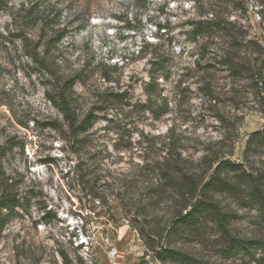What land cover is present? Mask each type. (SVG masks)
I'll list each match as a JSON object with an SVG mask.
<instances>
[{
    "label": "rangeland",
    "instance_id": "1",
    "mask_svg": "<svg viewBox=\"0 0 264 264\" xmlns=\"http://www.w3.org/2000/svg\"><path fill=\"white\" fill-rule=\"evenodd\" d=\"M206 1L195 0L189 16L183 4L191 0H19V7L0 0V174L8 179L0 175V194L19 202L2 210L0 264H188L165 248L195 264H264L260 249L228 248L229 238L264 240V73L258 82L222 63L249 56L245 47L193 42L190 22ZM239 4H229L227 19L243 40L264 45V0ZM60 92L78 119L91 112L82 142L53 103ZM169 152L195 174L181 178L197 186L182 214L197 199L211 202L224 232L200 211L199 229L183 222L169 234L177 210L171 189L145 216L134 215L136 202L110 195L130 180H138L140 196V186L157 190L156 173L137 174ZM212 176L231 191L202 189ZM132 224L145 230L148 247Z\"/></svg>",
    "mask_w": 264,
    "mask_h": 264
},
{
    "label": "trees",
    "instance_id": "2",
    "mask_svg": "<svg viewBox=\"0 0 264 264\" xmlns=\"http://www.w3.org/2000/svg\"><path fill=\"white\" fill-rule=\"evenodd\" d=\"M234 8L241 7L239 4V0H208L205 4L200 6V9L197 10V19L190 22L191 29L188 32L193 42L201 43H209L212 42V39L219 38L223 45L222 47H228L231 50L239 51L240 47H245L244 50L249 53V56H234L224 58L222 63L228 67L232 74L244 75L249 79L258 81L262 79V75L264 73V45L258 42L257 40H248L245 41L241 38V30L238 28L235 23L231 20L227 19L228 17V6ZM204 41V42H203ZM242 57V58H240ZM156 63V67H161ZM158 65V66H157ZM157 69V68H156ZM152 77V83L154 81V76ZM155 90L153 87L146 88L148 93H152ZM59 101L56 103L53 102L58 110L63 115L65 122L67 123L68 129L70 130L72 136L78 141H84V138H79L80 134H84L87 132L88 128L92 123L91 112L87 113L82 119H78L79 117L74 111H70V103L72 102V98L60 92ZM146 109L154 110L153 102L151 98L148 100V104H146ZM168 157H163V161H158L154 165H149V167H141V170L138 172L137 176L141 177L146 171L148 173L154 172L159 176V183L157 190L148 191V186H140L144 191V194L141 196L135 193V190L139 189L137 185L138 180L128 181L129 184L124 185L123 189H121L117 194L113 193L111 190L110 195L120 198L121 201H133L136 202V214L135 216H145L147 211L155 206H158L160 203L167 201V197L165 194L167 193V189H171L172 197L170 198V204H173L174 207L177 208L175 217L172 219L173 222L170 225L169 234L177 235L180 231V226L183 222H191L193 227L199 229L201 226L198 223V214L200 211L209 212L210 220L218 226V228L224 232L225 231V220L219 214L218 208H214V204L211 202H207L202 199H197L192 204L189 211L185 214H182L181 210H185L187 206L190 204L193 199L194 192L197 188L194 184L186 187L185 179L181 178L188 177L189 180L193 179L195 174H190L187 170L185 161L180 157V154H176V156L169 152ZM220 163L217 165L219 166ZM151 171V172H150ZM2 179L8 181L7 178L3 177V174H0ZM179 176V178H178ZM176 177L178 179H176ZM164 180V182H162ZM125 183V180H122V184ZM131 183V185H130ZM87 184V188H89V192L92 197L97 199L101 204L104 203V192L100 190L99 187H96L91 184ZM214 184L218 185L220 189L225 191H231V187L229 182L220 180L217 176H212L209 181L205 182L202 189H206L207 187L213 186ZM9 185V184H7ZM10 186V185H9ZM156 186V185H155ZM153 186V187H155ZM163 186V187H162ZM186 187V188H185ZM186 189L188 190L186 192ZM132 190V191H131ZM153 192V194H149ZM149 194V195H147ZM19 202L17 198L7 191H2L0 194V225L3 223L5 219V214L2 213V210H11ZM154 205V206H153ZM190 206V205H189ZM214 210L218 213L214 217ZM133 225V224H132ZM134 226V225H133ZM136 228V226H134ZM140 238L145 243L146 247H148V242L146 236L144 235L145 230L142 228H136ZM149 241V240H148ZM228 248L232 250H239L246 253H252L254 249H260L264 251V240H235L233 238H229ZM169 255L172 259L178 262H186L188 264H195L191 260V258L187 257L186 254L180 252L179 250H173L165 248L164 251Z\"/></svg>",
    "mask_w": 264,
    "mask_h": 264
},
{
    "label": "clouds",
    "instance_id": "3",
    "mask_svg": "<svg viewBox=\"0 0 264 264\" xmlns=\"http://www.w3.org/2000/svg\"><path fill=\"white\" fill-rule=\"evenodd\" d=\"M194 3H195V0H191V2L183 4V7H184V8H187V9L190 10L189 13H188L189 16H193V15L195 14V13H194V10H193ZM15 6H16V7H19V6H20V4H19V0H17ZM181 18H186V17H181ZM257 19H259V17H257ZM175 22H176V21L173 20V23H175ZM77 42H79V41H77ZM68 43H69V41H68L67 39H65V40L63 41V45H67ZM63 45H62V46H63ZM109 47H111V44H109ZM188 47H189V49H194V48L196 47V45H189ZM132 51L135 52V51H138V49H132ZM176 51L179 52L180 49L177 48ZM72 59H75V57H72ZM77 67H79V65H77ZM146 79H147V77H146ZM161 83H163V81H161ZM167 87H168L169 89H171L172 85H171V84H168ZM164 95H165V96H169V95H170V92L166 91V92L164 93ZM193 115H195V113H193ZM166 130H167L166 128H162V129H161L162 132H163V131H166ZM137 139H139V137H137ZM217 139H219V137H217ZM257 217H258V214H257V213H253V214H252V217H251V218H253V219H257V223L254 224V225H252V228H253V229H257V228L259 227V223L261 222V221L258 220ZM216 235L218 236V235H220V233H217ZM210 239H216V236H211ZM195 247H196V249H198V250H203V249L201 248V246L199 245V243H198Z\"/></svg>",
    "mask_w": 264,
    "mask_h": 264
}]
</instances>
